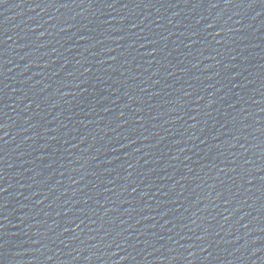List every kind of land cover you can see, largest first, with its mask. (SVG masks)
I'll use <instances>...</instances> for the list:
<instances>
[{"label":"water","instance_id":"95a60500","mask_svg":"<svg viewBox=\"0 0 264 264\" xmlns=\"http://www.w3.org/2000/svg\"><path fill=\"white\" fill-rule=\"evenodd\" d=\"M0 264H264V0H0Z\"/></svg>","mask_w":264,"mask_h":264}]
</instances>
